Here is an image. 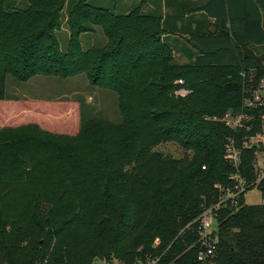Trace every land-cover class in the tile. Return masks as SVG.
I'll return each instance as SVG.
<instances>
[{"label": "trees", "instance_id": "obj_1", "mask_svg": "<svg viewBox=\"0 0 264 264\" xmlns=\"http://www.w3.org/2000/svg\"><path fill=\"white\" fill-rule=\"evenodd\" d=\"M87 1L69 10L62 53L55 33L66 0H0V101H17L6 94L8 76L85 74L116 93L121 117L86 121L75 102L73 135L34 123L0 127V264H201L194 221L202 203H214V186L235 172L255 180L258 149L243 142L264 136V106L245 111L249 130L222 118L239 113L247 87L264 76L252 48L264 46V0H207L191 9L212 19L215 33L188 35L196 47L186 64L162 38L171 33L164 21L143 15L141 5L115 16ZM93 27L106 44L83 51L78 38ZM181 89L188 93L176 95ZM228 138L239 150L238 169L225 159ZM161 142L183 156L154 151ZM251 189L215 212L212 264H264V185L256 188L258 205L245 204Z\"/></svg>", "mask_w": 264, "mask_h": 264}, {"label": "rangeland", "instance_id": "obj_2", "mask_svg": "<svg viewBox=\"0 0 264 264\" xmlns=\"http://www.w3.org/2000/svg\"><path fill=\"white\" fill-rule=\"evenodd\" d=\"M16 1L18 5H21V0ZM77 1L66 0L61 14L62 25L55 33L59 51L62 53L67 51L69 45L68 13ZM87 2L88 5L105 9L115 16L127 14L141 5L143 15L161 18L167 30L171 32L163 35L162 38L174 49L175 61L179 64H186L189 62L188 55L191 53L193 55L195 52L194 47L196 46L188 36L191 32L187 33L190 30L187 26L188 21L195 18L192 15L193 12L189 11L195 7L187 0H174L171 3L172 9L167 0H88ZM197 15V20L200 21L207 17L202 12ZM201 27L203 28V25ZM211 28L213 26H208L205 31L209 32ZM78 41L83 51L91 48L101 49L106 44L100 27H93L91 32L81 34ZM252 48L257 58L261 57L264 63V46H252ZM5 91L8 96L16 98L17 101H0V127H18L34 123L48 132L73 135L77 132L79 125L77 104L75 108L74 105L72 106L75 102L80 103L86 121L103 120L118 123L121 120L117 109L116 93L113 90L91 85L85 74L66 79L55 75H36L25 82H19L8 76ZM67 106L74 108L70 115L66 109ZM73 114L76 118L75 123L72 120ZM153 150L173 158H181L184 154L178 145L171 142H161L155 145ZM244 198L246 205H258L262 201L257 189L248 191ZM95 264L107 263L103 259H96ZM110 264L118 263L112 261Z\"/></svg>", "mask_w": 264, "mask_h": 264}, {"label": "built area", "instance_id": "obj_3", "mask_svg": "<svg viewBox=\"0 0 264 264\" xmlns=\"http://www.w3.org/2000/svg\"><path fill=\"white\" fill-rule=\"evenodd\" d=\"M177 84H182L181 80L176 82ZM252 80H249V84ZM176 95L185 96L188 91L181 89L175 92ZM246 93L249 94L245 97L242 110L233 115L230 112L226 113L222 118L225 125L231 129L236 128H246L249 130L250 125L244 124L248 121V115L245 113L246 110L250 111L256 108H261L264 106V76L259 80L255 88L247 87ZM264 120V116H263ZM263 130V127H261ZM244 147L258 149L256 151V157L258 159L257 163L253 164V174L255 180L252 184H248L245 178H242L238 172H235L229 177V182L225 186L215 185L217 190V199L214 203L209 205L202 203L201 213L198 218L194 221L197 224L198 232V251L196 254L197 261L201 264H212L214 260V251L216 245V219L215 212L227 201L231 203H236L238 196L244 194L250 187L256 189L259 184L264 185V136L262 132H258L255 136L249 137L243 142ZM225 149V159L234 168L238 169V163L240 159L239 150L234 144V140L228 138L224 146ZM193 222V223H194ZM159 239L154 240L153 247L158 246ZM158 258L148 260L146 264H156Z\"/></svg>", "mask_w": 264, "mask_h": 264}, {"label": "crops", "instance_id": "obj_4", "mask_svg": "<svg viewBox=\"0 0 264 264\" xmlns=\"http://www.w3.org/2000/svg\"><path fill=\"white\" fill-rule=\"evenodd\" d=\"M167 1L169 2V7L172 9L171 3L174 0H167ZM187 1L189 3H191L192 6H194L195 8H197V7L202 6L207 0H196V1L195 0H187ZM259 1H261V0H259ZM197 14H199V12H194L192 15L195 18L194 19H191L190 21H188V25L187 26L190 27V30L187 31V33H189V32H191V33L192 32H194V33L204 32L206 30V27L211 26V23H213V20L212 19H208L207 17L205 19H202L201 21L200 20H197L198 19V15ZM262 14L264 16V11L263 10H262ZM263 20H264V17H263ZM201 25H203V28L201 27ZM197 30H200V31H197ZM188 57H190V55H188ZM186 63H188V62H186Z\"/></svg>", "mask_w": 264, "mask_h": 264}, {"label": "water", "instance_id": "obj_5", "mask_svg": "<svg viewBox=\"0 0 264 264\" xmlns=\"http://www.w3.org/2000/svg\"><path fill=\"white\" fill-rule=\"evenodd\" d=\"M209 32H210L211 34H214V33H215V29H214V28H211V29L209 30Z\"/></svg>", "mask_w": 264, "mask_h": 264}]
</instances>
